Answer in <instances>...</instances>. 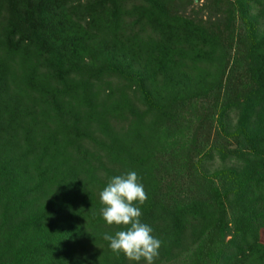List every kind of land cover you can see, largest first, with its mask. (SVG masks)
I'll use <instances>...</instances> for the list:
<instances>
[{
	"label": "trees",
	"instance_id": "16d2710c",
	"mask_svg": "<svg viewBox=\"0 0 264 264\" xmlns=\"http://www.w3.org/2000/svg\"><path fill=\"white\" fill-rule=\"evenodd\" d=\"M129 171L154 264H264V0H0V264H145Z\"/></svg>",
	"mask_w": 264,
	"mask_h": 264
},
{
	"label": "clouds",
	"instance_id": "9594fccd",
	"mask_svg": "<svg viewBox=\"0 0 264 264\" xmlns=\"http://www.w3.org/2000/svg\"><path fill=\"white\" fill-rule=\"evenodd\" d=\"M135 171L111 178L99 192L101 216L109 226H123L115 235L104 234L113 253L123 254L133 262L143 260L154 264L159 255L161 240L152 235L153 229L141 222V208L148 196Z\"/></svg>",
	"mask_w": 264,
	"mask_h": 264
}]
</instances>
